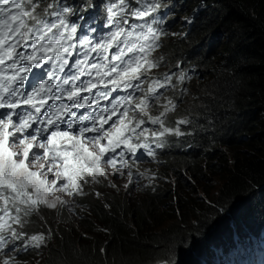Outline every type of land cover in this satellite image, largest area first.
<instances>
[{
  "label": "snow or ice",
  "instance_id": "obj_1",
  "mask_svg": "<svg viewBox=\"0 0 264 264\" xmlns=\"http://www.w3.org/2000/svg\"><path fill=\"white\" fill-rule=\"evenodd\" d=\"M93 6L91 0L79 8L67 0H0V264H19L16 255L46 246L51 230L24 231L33 214L67 209L75 215L83 211L76 198L89 195L86 185L103 178L117 188L109 177L125 172V189L134 175L150 187L156 174L138 166L134 174L132 162L155 160L168 136H193L200 128L205 109L196 104L175 126L167 124L185 103L188 90L176 94L178 85L191 79L182 62L174 65L179 71L169 65L154 72L166 64L163 55H153L162 39L177 35L167 28L175 19L171 0H109V31L98 39L95 29L82 34L71 20ZM198 12L181 20L190 25Z\"/></svg>",
  "mask_w": 264,
  "mask_h": 264
},
{
  "label": "trees",
  "instance_id": "obj_2",
  "mask_svg": "<svg viewBox=\"0 0 264 264\" xmlns=\"http://www.w3.org/2000/svg\"><path fill=\"white\" fill-rule=\"evenodd\" d=\"M171 2L175 19L167 28L177 35L167 36L159 56L173 71L182 62L191 100L169 118L196 104L205 109L199 130L163 152L164 179L156 191L134 199L112 192L107 204L77 198L84 214L75 220L67 211L57 222L43 214L30 219L24 231L52 234L43 248L20 253L22 264H209L198 250L222 252L220 242L245 234L246 224L264 232V0ZM196 8L195 22L184 23L181 17Z\"/></svg>",
  "mask_w": 264,
  "mask_h": 264
},
{
  "label": "clouds",
  "instance_id": "obj_3",
  "mask_svg": "<svg viewBox=\"0 0 264 264\" xmlns=\"http://www.w3.org/2000/svg\"><path fill=\"white\" fill-rule=\"evenodd\" d=\"M166 38L167 37H164L163 39H162V41H161V44H162V47L156 52V53H154L153 55L154 56H159V52L161 51V50H163V47H164V42H165V40H166ZM169 69L168 68H165V69H163V66H161V68H160V72L161 73H164V72H166V71H168ZM173 71V70H172ZM189 72H187L186 73V75L187 76H189L190 74H188ZM186 81V80H185ZM174 83H176V81L174 80L173 81ZM187 88V90H188V86H186V82H184V84L183 85H178V88H181V90L183 91V89L184 88ZM164 92H165V95L166 96H170V94L173 92L172 90H164ZM189 93H185V95H188ZM184 95V96H185ZM158 114V111H152V115H157ZM169 114H173V113H169ZM168 118H169V115H168ZM177 119V118H176ZM168 124V123H167ZM148 126H151L152 127V125H148ZM168 126H172V124H168ZM182 130V129H181ZM182 131H184V130H182ZM181 138H183V137H176V136H168L167 138H166V140L165 141H169V145H166L164 148H162V149H160L159 151H156V153H157V155H156V159L155 160H153L151 157H146V158H144V160L142 161V162H138V161H135V162H132V161H129V162H132L133 163V168H132V170H133V172H134V174H135V172H136V169H137V166L139 167V171H141V172H145V171H147L149 174H150V172H155V173H157V177H158V182L157 183H154V184H152L150 187H146V185H148V179L145 177V178H141V177H136L135 175H134V183H133V185H130L129 186V188L128 189H125L126 190V194L128 195V197L130 198V199H134V198H136L138 195H140L141 193H144L146 190H150V191H156L157 190V187H159L160 185H161V183L163 182V176H162V172H161V169H162V166L164 165V160H165V157H164V155H163V152L164 151H166V150H168V149H170V147H177V144H176V142H178ZM109 172H111L110 170H109ZM122 179H126L127 180V174H126V172H125V175H123V176H120ZM127 183V182H126ZM90 187L91 188H94L95 186L94 185H86L85 186V191L86 192H89V189H90ZM94 189H96V188H94ZM153 189H155V190H153ZM96 191V190H95ZM108 192H109V194L110 193H114L115 191H112V190H108ZM118 192H120V190L118 189ZM127 192H130V195L127 193ZM116 193V192H115ZM117 194V193H116ZM124 193H122V196L124 197V195H123ZM89 195L90 196H94V197H96L95 195H94V193H92L91 191L89 192ZM89 195H87V196H89ZM118 195V194H117ZM86 197V196H85ZM122 197V198H123ZM77 198H83V197H77ZM77 198H76V200H77ZM97 198V197H96ZM100 198V197H99ZM102 198V197H101ZM57 210H60V209H57ZM41 211H46V212H50V213H54L55 211H48V210H45V209H41ZM40 211V212H41ZM64 211H65V209H63V210H60V214H59V216H64ZM59 212V211H58ZM68 213L70 214V212L68 211ZM81 213H82V211H80V210H77V212H76V214H75V216L76 217H83L82 215H81ZM72 214V213H71ZM82 214H84V213H82ZM31 219V217H29V219L28 220H30ZM26 228V227H25ZM25 228H24V230H25ZM33 233H38L37 231H33V232H31V233H28L29 235H31V234H33ZM245 237V234H240L239 236H236V237H234L235 238V241L236 242H238L239 240H242L243 238ZM255 238H256V241H257V243H258V245H260L261 247H257V246H255V245H252V248L255 250V252H257V251H259V252H257V256L255 257V259H253V256L254 255H250L249 253H247L246 252V255H249L250 257H249V259L246 261V264H257V261H258V257H259V255L258 254H260V258H262L261 256H262V250H263V248H264V232H262L261 230L258 232V235L257 236H255ZM224 245V247H223V251H224V248H226L227 246H229V245H231V246H235L234 245V243H233V241L232 240H229V238L227 239V242L225 243V244H223ZM240 245H242V246H247V245H250L249 244V242L246 240L245 242H243V243H241ZM43 248V247H42ZM33 250H37V249H30V250H28V251H33ZM244 250V249H243ZM242 250V251H243ZM223 251L222 252H218V253H216V252H213L211 255H204L203 254V256L205 257V258H207V259H209L210 261L211 260H213L214 258H216V256L217 255H220V254H222L223 253ZM254 252V251H253ZM22 253H25V252H22ZM9 255H12L11 253H8ZM239 254H241V250L240 249H238L237 250V253H236V255H239ZM236 255L235 256H232V255H230L229 254V256H225V258H234V257H236ZM211 257V258H210ZM241 257V256H240ZM200 258V257H199ZM20 258L18 257V255H16V260L17 261H19V264H22V262L19 260ZM209 260H208V262H209ZM247 262H249V263H247ZM194 264V263H193ZM235 264H244L240 259H239V261L237 260L236 262H235Z\"/></svg>",
  "mask_w": 264,
  "mask_h": 264
},
{
  "label": "bare ground",
  "instance_id": "obj_4",
  "mask_svg": "<svg viewBox=\"0 0 264 264\" xmlns=\"http://www.w3.org/2000/svg\"><path fill=\"white\" fill-rule=\"evenodd\" d=\"M68 3H70L72 6L73 5H75L76 3H71V2H68ZM169 12H171V11H169ZM97 14H89V16H91V17H93V16H96ZM219 67V66H218ZM165 68H168V67H166V66H164L163 67V69H165ZM195 88H197V86L195 87ZM121 93V92H120ZM198 101V100H197ZM212 107V106H211ZM227 108V107H226ZM230 108V107H229ZM181 109V108H180ZM208 109V108H207ZM209 110V109H208ZM234 110H236V109H234ZM153 111H157L156 109H153ZM212 111V110H211ZM237 111V110H236ZM233 116V115H232ZM228 117H230V116H228ZM234 117V116H233ZM227 118V117H226ZM225 118V119H226ZM235 118H236V116H235ZM174 121H175V119H170V118H168V120H167V123L168 124H173L174 125ZM239 123H237V125H238ZM241 125V124H240ZM175 126V125H174ZM231 126H233V125H231ZM149 127H151V126H149ZM153 128H155V126H152ZM233 130V129H232ZM240 132V131H239ZM238 133V132H237ZM261 133V132H260ZM231 141V140H230ZM165 144L166 145H169V141H165ZM217 144V143H216ZM227 145V144H226ZM217 149H219V148H217ZM237 152V151H236ZM235 152V153H236ZM239 152V151H238ZM243 152V151H242ZM256 160V159H255ZM254 161V160H253ZM167 163H169V162H167ZM264 167V166H263ZM254 169V168H253ZM255 170V169H254ZM249 171V170H248ZM245 173V172H244ZM243 173V174H244ZM260 175V174H259ZM121 179V178H120ZM259 180V179H258ZM262 180V179H261ZM119 181H121V180H119ZM122 181H123V179H122ZM230 180H228V182H229ZM234 181V180H233ZM236 181V180H235ZM115 182V181H114ZM261 182H263V181H261ZM117 183V182H116ZM235 183V182H234ZM239 183V182H238ZM233 184V183H232ZM262 184V183H261ZM248 185H250V184H248ZM247 185V186H248ZM225 186V185H224ZM227 186H229L230 187V185H227ZM192 187V186H191ZM232 187H233V185H232ZM231 187V188H232ZM236 188V187H235ZM193 189H194V187H193ZM229 192V191H228ZM250 192V191H249ZM223 195V194H222ZM170 196V195H169ZM168 196V197H169ZM262 196V195H261ZM264 197V196H263ZM222 199V198H221ZM171 200V199H170ZM198 200V199H197ZM92 201V200H91ZM172 201V200H171ZM94 202V201H93ZM104 202V201H103ZM225 202V201H224ZM237 202H238V200H237ZM105 203V202H104ZM226 203V202H225ZM236 203V202H235ZM97 204H98V202H97ZM98 205H100V204H98ZM114 205V204H113ZM220 205V204H219ZM103 207V206H102ZM260 209V208H259ZM98 213V212H97ZM99 219V218H98ZM210 220V219H209ZM229 220H233L232 218H229ZM220 221V220H219ZM96 222V221H95ZM138 224V223H137ZM142 224V223H141ZM91 225V224H90ZM139 225V224H138ZM247 225V228H249V230L245 233V237L242 239V240H239L238 242H236L235 241V238H234V236H233V234L230 236V237H232L233 238V243H234V245L235 246H230V247H226V248H224V251H223V253L222 254H220V258L219 259H213V260H211L210 261V264H214V263H218V264H221V262L223 261V260H225V256H229V254L230 255H232V256H235L236 255V253H237V250L238 249H240V250H243V249H245V247L244 246H242V245H240L241 243H243V242H245L246 240L249 242V244H253V245H255V246H257V247H261L260 245H258V243H257V241H256V238H255V235H256V233H258V230L257 229H251V226H250V224H246ZM94 226V225H93ZM116 226V225H115ZM141 226V225H140ZM98 227V226H97ZM113 227V226H112ZM88 228V227H87ZM228 228V227H227ZM90 229V228H89ZM113 229V228H112ZM115 229V228H114ZM117 230V229H116ZM238 230V229H237ZM236 230V232H239V230H240V228H239V230L237 231ZM70 233V232H69ZM68 235V234H67ZM66 235V236H67ZM65 236V237H66ZM71 237V236H70ZM70 239V238H69ZM70 241V240H69ZM72 242V241H71ZM221 244H225L226 242H220ZM176 246V245H175ZM177 246H179V245H177ZM262 256H264V248H263V250H262ZM202 253H204V252H202ZM249 255H246L244 252H241V261L244 263V264H246V261L249 259ZM201 258V257H200ZM230 264H235V263H230Z\"/></svg>",
  "mask_w": 264,
  "mask_h": 264
},
{
  "label": "rangeland",
  "instance_id": "obj_5",
  "mask_svg": "<svg viewBox=\"0 0 264 264\" xmlns=\"http://www.w3.org/2000/svg\"><path fill=\"white\" fill-rule=\"evenodd\" d=\"M163 66V65H162ZM164 67V66H163ZM190 96H189V94L187 95V101L185 102L187 105L189 104V102H190ZM182 113H185L183 110H182ZM150 173H155V172H150ZM156 174V179L153 181V183L152 184H154V183H157L158 181V177H157V173H155ZM121 177L120 176H110L109 177V179H111L112 180V182L113 183H115L118 187L117 188H112V187H110L109 186V184H108V181L107 180H105V179H103V178H100L101 179V183H99V184H95L94 186V188H96L95 190L96 191H98V192H100L101 193V196L100 197H102V199H103V201L107 204V201H108V199L110 198V195H109V192H108V190H112V191H115L117 194H118V197H119V199H122V193H125L126 192V190H125V188L123 187V185L127 182V180L126 179H123V181H122V178L120 179ZM119 180H121V181H119ZM115 181V182H114ZM117 182V183H116ZM216 184H217V182H216ZM118 189L120 190V192H118ZM115 193V195H117ZM77 210H79V209H77ZM50 211H51V209H50ZM65 211H67L68 212V210L67 209H65ZM41 214H43L44 216H46L47 218H48V220L49 221H56L57 222V219H62V217L61 216H59V214H60V211L59 212H54V213H50V212H46V211H41L39 214H33L32 216H31V219L33 218V217H38L39 215H41ZM70 215L72 216V218L75 220V218H76V216L75 215H73V214H71L70 213ZM202 252H204L203 250L202 251H197V255L199 256V257H202L203 256V254H202ZM241 252H242V250H241ZM195 258V257H194ZM195 261H196V263H197V260H196V258H195Z\"/></svg>",
  "mask_w": 264,
  "mask_h": 264
}]
</instances>
